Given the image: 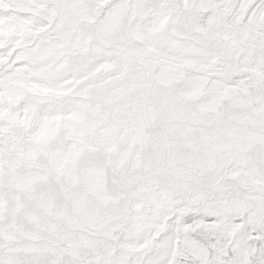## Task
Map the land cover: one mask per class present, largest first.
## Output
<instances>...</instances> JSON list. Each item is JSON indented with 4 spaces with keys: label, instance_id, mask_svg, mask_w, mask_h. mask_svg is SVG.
<instances>
[{
    "label": "snow or ice",
    "instance_id": "snow-or-ice-1",
    "mask_svg": "<svg viewBox=\"0 0 264 264\" xmlns=\"http://www.w3.org/2000/svg\"><path fill=\"white\" fill-rule=\"evenodd\" d=\"M0 264H264V0H0Z\"/></svg>",
    "mask_w": 264,
    "mask_h": 264
}]
</instances>
